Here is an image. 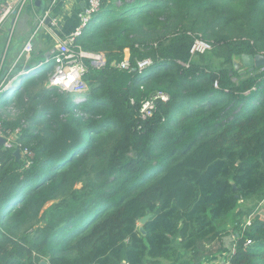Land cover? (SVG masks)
Listing matches in <instances>:
<instances>
[{"label":"trees","instance_id":"1","mask_svg":"<svg viewBox=\"0 0 264 264\" xmlns=\"http://www.w3.org/2000/svg\"><path fill=\"white\" fill-rule=\"evenodd\" d=\"M74 47L105 59L83 99L52 64L0 96L34 153L0 145V264H219L231 234L229 264H264V67L235 64L264 55V0H105Z\"/></svg>","mask_w":264,"mask_h":264},{"label":"built area","instance_id":"2","mask_svg":"<svg viewBox=\"0 0 264 264\" xmlns=\"http://www.w3.org/2000/svg\"><path fill=\"white\" fill-rule=\"evenodd\" d=\"M104 1L105 0H86V5L79 14V26L71 34L67 35L66 38L57 41L51 56L48 58V61L53 64V69L49 73L46 84L48 88L57 87L63 91H70L81 94L88 89V86L84 80V75L88 70L86 59H90L93 64L96 63L99 64V66L105 63V59L102 54L86 51L82 48L77 49L76 47H74L76 39L83 34L84 30L87 27L90 26V24L94 20V17L100 11ZM26 2L27 0H23L19 4L0 2V28L9 15L13 14L17 19ZM56 2H58V0H52L53 4H55ZM49 15L50 10H46L42 14L34 32L26 41L21 53L19 54L17 62L22 59H31L34 50V40L36 38V34L41 29V27L45 25V21L49 17ZM212 47L213 45L211 44V42L207 41L201 36L195 37L190 48L191 58H196L197 56L208 52L212 49ZM152 63L153 60L151 58L140 60L138 61V68L142 70ZM186 65H188V63ZM118 66L121 68L129 67V57H125L122 62L118 63ZM16 77L17 76H14L10 78V80H7L6 78H1L0 73V96L5 92V90L10 88L13 80L16 79ZM168 98V94L162 92L149 97L143 102L141 108L142 115L146 116L151 113L152 109L155 106L156 100L162 99L166 101L168 100ZM21 133V127L8 128L4 124V118L2 116L0 117V137L5 139V143L2 145V148L4 150L14 151L16 149H20L21 159H24L26 161V166H30L33 162L34 153L29 148L20 147L21 144L19 143V137ZM247 223L248 225L251 224V220H249V222ZM251 243L252 240L247 241V244ZM233 252L234 250L231 251V253ZM227 261H229V259Z\"/></svg>","mask_w":264,"mask_h":264},{"label":"crops","instance_id":"3","mask_svg":"<svg viewBox=\"0 0 264 264\" xmlns=\"http://www.w3.org/2000/svg\"><path fill=\"white\" fill-rule=\"evenodd\" d=\"M22 1L0 0V2L11 4H19ZM85 5L86 0H58L55 4L52 3V0H27L17 19L13 14L9 15L0 28V64L7 52L2 71L0 67L1 78L5 71L8 73L3 78L10 80L14 72L21 73L47 61L57 41L66 38L79 26V14ZM46 10H50V15L46 19L45 25L36 34L31 59H22L17 62V58L26 41L34 32L42 14ZM9 50H11L10 55ZM126 57H129L128 51L126 52ZM41 58L44 59L41 60ZM219 255L222 256V254ZM215 257H218V255ZM210 258L214 257H208V259ZM211 259L208 262H211ZM219 259L222 260V257Z\"/></svg>","mask_w":264,"mask_h":264},{"label":"rangeland","instance_id":"4","mask_svg":"<svg viewBox=\"0 0 264 264\" xmlns=\"http://www.w3.org/2000/svg\"><path fill=\"white\" fill-rule=\"evenodd\" d=\"M12 50V49H11ZM11 50H9V55L11 54ZM6 56H7V52L6 54L3 56L2 58V62L4 63L5 62V59H6ZM44 59V58H41V60ZM1 62L0 64V67H1V71L3 70L4 68V65L3 63ZM45 66H43V69L46 68L47 66V62H45ZM77 98L79 97H82L80 94H77L76 95ZM0 114L1 116L6 119V120H10V121H18V120H22L21 119V114H23V109L18 107L17 105L15 104H12L8 107H5V108H2L0 109ZM22 123L26 126L27 125V121H22ZM236 189V186L234 187ZM53 203L50 202L48 204V206H50L51 204ZM237 216L239 217L240 216V211L237 213ZM237 217V218H238ZM248 219V220H247ZM246 220L247 222H249V216H246ZM246 222V223H247ZM141 223H138V225L140 226ZM248 224V223H247ZM232 223L230 224V228L232 227ZM225 240V241H224ZM174 241V240H173ZM235 241H236V238H235V235L234 234H231V235H228V236H225L224 239H223V242H224V246H225V250L223 251L222 256L218 255V257H214V258H210L212 261L211 262H208L210 261V259H208V257H206L203 262L204 263H219V264H229V261H227L229 259V255L231 253V251H235V247H234V244H235ZM216 244V243H215ZM179 256H182V254L180 253ZM220 257H222V260L219 259ZM215 259V260H214ZM122 263H125V264H128V262L126 260H124ZM162 264H174V263H171L170 261H167V260H164Z\"/></svg>","mask_w":264,"mask_h":264},{"label":"water","instance_id":"5","mask_svg":"<svg viewBox=\"0 0 264 264\" xmlns=\"http://www.w3.org/2000/svg\"><path fill=\"white\" fill-rule=\"evenodd\" d=\"M240 61L246 66V67H250L251 69H254V68H262L264 67V55L263 54H243L241 56V59H235V64L236 65H239ZM8 72H4L2 78L7 74ZM13 75H18L17 78H25V72H14ZM5 143V139L4 138H1L0 137V145H3ZM14 154L16 156V159L17 160H20L21 159V153H20V149H16L14 151ZM149 218V215L148 216H145L143 219H142V222H145L146 220H148ZM142 229V227H141ZM41 264H49L48 261L46 260H43L41 261Z\"/></svg>","mask_w":264,"mask_h":264},{"label":"clouds","instance_id":"6","mask_svg":"<svg viewBox=\"0 0 264 264\" xmlns=\"http://www.w3.org/2000/svg\"><path fill=\"white\" fill-rule=\"evenodd\" d=\"M93 22V21H92ZM45 62H47V66H46V68L47 67H49L50 65H51V62H49L48 61V59H47V61H45ZM45 62H42L41 64H39L37 67H34V68H30V69H28V70H25L24 72H25V77L27 76V75H29L30 73H39V72H41L42 70H44L43 69V66H45ZM53 65V64H52ZM14 76H17L18 77V75H13L12 77H14ZM16 77V79H14L13 80V83H12V85L10 86V88L9 89H17L18 87H19V84L23 81V77H21V78H17ZM11 78V77H10ZM8 90V89H7ZM79 94V93H78ZM82 94V93H81ZM3 95V94H2ZM77 100H80V99H83V97H79V98H76Z\"/></svg>","mask_w":264,"mask_h":264}]
</instances>
